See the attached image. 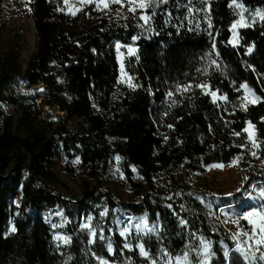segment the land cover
<instances>
[{
	"label": "trees",
	"instance_id": "trees-1",
	"mask_svg": "<svg viewBox=\"0 0 264 264\" xmlns=\"http://www.w3.org/2000/svg\"><path fill=\"white\" fill-rule=\"evenodd\" d=\"M234 1L243 9L230 6ZM145 3L146 22L139 12L116 11L86 22L62 0H30L33 52L24 66L14 49L0 59V264H100V258L170 264L185 252L189 264H264L259 254L250 261L236 247L245 248L248 221L237 223V240L216 217L218 206L191 186L211 165H235L251 171L235 196L248 194L252 183L264 190V20L254 15L264 0ZM241 10L244 25L233 40ZM118 44L136 48L124 63L130 86L118 79ZM18 79L33 92L20 90ZM241 85L254 103H244ZM206 88L225 99L214 102ZM247 124L254 126L253 142ZM62 151L98 178L94 184L85 178L75 201L56 190ZM116 158L125 172L137 169L145 177L129 188L136 200L122 206L101 187ZM120 207L143 213L150 229L132 235L128 248L101 220ZM47 209L65 220L69 244L54 247ZM101 222L107 228L91 236L88 226Z\"/></svg>",
	"mask_w": 264,
	"mask_h": 264
},
{
	"label": "rangeland",
	"instance_id": "rangeland-1",
	"mask_svg": "<svg viewBox=\"0 0 264 264\" xmlns=\"http://www.w3.org/2000/svg\"><path fill=\"white\" fill-rule=\"evenodd\" d=\"M67 12L71 15L78 16V19H83L86 22L95 19V15L103 13L105 11H116L119 13L139 12V17L146 16L138 6L139 0H91V2L82 3L81 0H68L65 4L62 0ZM105 3L107 6L105 7ZM236 4L239 2H232V7L236 8ZM4 18L7 20L6 26L0 36V59L4 57L5 53H8V49H14L18 62L25 65L28 57L34 50L35 45V29L33 19L30 14V0H4ZM133 8L134 10H129ZM75 14H72V13ZM243 11L238 13L236 22L233 27V40L237 37V28L244 25L241 22V15ZM143 20V19H142ZM146 22V20H143ZM133 49L131 53L129 49ZM136 53L135 47H126L118 49V65H119V81L125 86H130L132 78L125 68L124 63L126 59L134 56ZM19 89L22 91H28L32 93L34 89H26L22 80L18 79ZM209 93L210 98L216 101H223L224 96L219 95L216 91H210L208 88L205 89ZM244 103H254L257 98L247 89L243 88ZM212 92L216 93V96L211 95ZM40 95V94H39ZM55 113V112H54ZM245 132L248 139L253 142L255 137L254 126L247 124ZM114 155V154H113ZM119 155V154H117ZM116 155V156H117ZM65 153L62 151L56 158L55 175L57 179L56 190L65 199L75 201L82 193L84 186V179L90 180L91 184H94L96 179L95 176L90 173L82 165V160L77 156L74 160H68L65 158ZM121 158H116L108 162L106 172L102 179L103 183L101 187H106L109 191L114 194V198L118 205L122 206L124 203H130L136 200L135 195L129 191L131 185L135 186L137 182L144 181V176L136 170L129 173L122 169L124 161ZM125 164V163H124ZM251 171L247 168H239L235 165H227L216 167L211 165L207 167L206 172L202 175H196L192 178L191 186L199 194H205L213 201L214 205H217L216 217L220 220L222 225L238 240V229H235L239 220L243 219V214L246 211H250L253 208L261 209L264 208V196H261V191H256L255 184L252 183L250 186V192L242 196H235L236 193L241 191L243 186L247 183ZM100 183V184H101ZM117 212L107 211V217L102 215L101 220L107 221L109 227L114 229L122 237L125 245L130 242L132 235L137 233H148L150 229L147 227L145 217L143 213L139 215H133L128 212L127 209L119 208ZM45 219L51 226L54 247L60 248L63 245L70 243V236L65 231V220L55 209H47L45 211ZM85 222L80 224L79 227H84ZM107 223L101 222L100 225L95 228H90L89 233L91 236L96 233H102L107 228ZM106 225V226H105ZM127 229V231H125ZM59 237V238H57ZM63 238H67L66 241ZM128 248V247H127ZM257 245H255L248 237L245 239V248L242 246L239 250L245 255L248 260H252V253L255 255L259 254L260 251H264V246H260V251H257ZM246 251L251 252L246 253ZM112 252V251H111ZM264 262V260H262ZM107 264H111L108 262ZM152 264V263H151ZM170 264H177L170 263Z\"/></svg>",
	"mask_w": 264,
	"mask_h": 264
},
{
	"label": "snow or ice",
	"instance_id": "snow-or-ice-1",
	"mask_svg": "<svg viewBox=\"0 0 264 264\" xmlns=\"http://www.w3.org/2000/svg\"><path fill=\"white\" fill-rule=\"evenodd\" d=\"M65 4L68 3V0H64ZM82 3H87V2H91V0H81ZM103 2V0H102ZM118 2V0H117ZM167 0H161V3H166ZM107 6V4L105 3V7ZM138 6L140 8H145L148 6L147 3H145V0H139L138 2ZM231 6V4H230ZM236 7L243 9V5L242 4H236ZM134 10L133 8L129 9ZM189 12H192L193 9L191 7L188 8ZM72 14H75L74 12ZM254 15L259 16V18L261 20H264V9H256ZM141 19L143 20H147L148 17L147 16H141ZM241 22H243V16L241 15ZM133 39H136V37H133ZM120 45H117V48L119 49ZM132 51H134L133 49H129V52L131 53ZM249 51H251V48H249ZM179 87V86H178ZM188 87V86H185ZM197 87H206L205 85H197ZM242 88L247 89L246 85H241ZM250 91V90H249ZM169 95H171V93H169ZM211 95L213 97L216 96L215 92H212ZM255 153H253L254 155ZM216 167H221V165H216ZM261 196H264V190L261 191ZM103 215V213H102ZM243 219L248 221V224L251 226V235L248 232H243L242 234L244 236H247L249 240H251L255 245H257V251H260V246H264V208L261 209H256L253 208L250 211H246L243 214ZM181 223H185L183 220H181ZM10 231H15L14 228H11ZM125 231H127V229H125ZM59 238V237H57ZM65 241L67 238H63ZM125 247H128V245L126 244ZM137 247L140 249V254L143 257H148L149 253L144 249L143 245H137ZM237 249H239L241 247L240 243H237L236 245ZM108 251L111 252L112 251V247L109 244L108 245ZM203 251L206 254L208 252V245L207 243H204V247H203ZM161 252H164L163 249H161ZM164 255H169L167 252H164ZM252 255L255 257V252L252 253ZM177 264H189V260H188V253L185 252L183 258H181L180 256L175 257ZM259 259L264 260V251H260V255H259ZM100 264H107V262L103 259L100 258ZM152 264H156L155 261H152ZM201 264H203V262H201Z\"/></svg>",
	"mask_w": 264,
	"mask_h": 264
}]
</instances>
